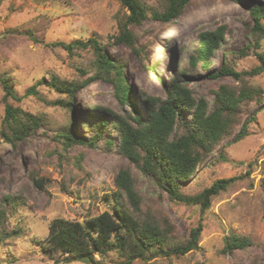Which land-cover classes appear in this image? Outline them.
I'll return each instance as SVG.
<instances>
[{"label": "rangeland", "instance_id": "374dc122", "mask_svg": "<svg viewBox=\"0 0 264 264\" xmlns=\"http://www.w3.org/2000/svg\"><path fill=\"white\" fill-rule=\"evenodd\" d=\"M142 2L158 11L165 7V0ZM261 3L264 0H190L170 22L148 16L131 26L132 47L115 41L127 14L118 0H1L0 74L9 77L16 96L21 98H8L7 103L41 114L43 122L15 146L0 137V238H4L0 241V264H85L66 262L65 253L50 250L49 224L54 218L84 223L89 216L112 212L116 194L140 222L151 221L163 228L166 241L162 249L183 244L200 218L203 228L198 248L184 254L133 259L126 251L110 250L102 257L105 264H264V72L214 80L201 67L190 65L197 34L223 24L225 37L211 56V69L215 71L224 63L241 72L257 66L255 54H264V35L251 30V8ZM91 36L97 37L112 61L125 65L123 76L130 83L131 98L140 112L145 111V97L165 98L164 86L176 74H181L195 98L206 97L209 109L213 107V92L220 85L235 92L242 87L256 89L253 99L240 102L234 115H229L225 135L208 152H202L194 173L179 187L182 193L195 195L218 178L241 176L226 191L213 196L203 213L196 203L170 199L151 174L142 172L120 152L119 132L113 121L117 115H126L128 123L134 122L128 117L130 108L114 97L108 79L97 76L93 82L82 84L71 100L46 84L36 86V95L25 94L28 87L42 78L48 81L51 74L77 83L92 76L95 57L90 47L68 54L51 45L56 41H85ZM3 98L0 83V127ZM55 99L71 101V110L51 104ZM95 105L110 109L111 114ZM98 113L108 114L110 126L104 136L93 146L74 143L64 148L56 134L69 117L75 122L76 137L86 140L90 136L88 124H93L91 115ZM253 115L248 134L233 142L243 122ZM183 131L182 123L177 122L170 136L177 137ZM106 139L114 145L105 146ZM121 168L128 169L134 179L140 197L137 211H132L114 184ZM31 175L43 180V189L33 183ZM231 233L247 237L250 244L223 252ZM152 248L158 250L159 246ZM95 257L101 259L100 255Z\"/></svg>", "mask_w": 264, "mask_h": 264}, {"label": "trees", "instance_id": "16d2710c", "mask_svg": "<svg viewBox=\"0 0 264 264\" xmlns=\"http://www.w3.org/2000/svg\"><path fill=\"white\" fill-rule=\"evenodd\" d=\"M1 1V0H0ZM126 9L125 20L120 24L119 33L115 37L118 43L134 46V36L131 26L139 25L148 16L162 21L170 22L178 17L190 0H165L164 9L158 11L150 9L142 0H118ZM253 26L251 30L264 35V3L251 8ZM130 28V29H129ZM226 33L225 25H218L213 29L202 30L197 34L196 53L190 58V65L194 68L199 66L205 75L211 79L231 76L235 79L242 75H257L264 72V54L256 52L259 64L249 71H237L227 64H222L217 70L211 69V56L220 47ZM34 41L37 39L31 32H27ZM52 46L61 47L68 54L74 53L80 48L90 47L95 57L93 75L87 77L81 83L71 82L51 74L48 81L39 79L25 91V94H38L36 86L46 84L56 93L66 94L68 100L78 91L81 85L93 82L99 76L108 79L113 85V95L121 105L130 108V115L134 124L128 123L126 115H117L113 121L119 132V150L133 164L138 165L142 172L151 174L158 182V186L165 191L170 199L185 203H196L203 213L210 206L211 198L226 191L230 184L241 176L218 178L195 195H187L179 190L180 185L192 175L202 159V152H208L210 147L218 142L226 133L231 121L230 114L234 115L238 104L245 100H251L256 94L252 87H242L238 92L220 85L214 91L213 107L209 109V103L205 96H197L188 86L181 74L170 78L164 86L165 98L145 97V111L140 112L131 98L130 83L125 80L123 72L126 67L120 61H112L104 52L103 46L95 36L87 40H71L69 42L56 41ZM256 47L259 44H255ZM135 50L134 48H132ZM137 51V49H136ZM82 72V70L80 69ZM0 83L4 91V116L1 121L0 137L10 142L13 146L28 137L31 131L36 130L42 121L41 114H32L20 107L7 103V99L20 100L17 97L8 76L0 74ZM71 101L64 102L55 99L51 104L60 105L71 110ZM158 104V105H157ZM99 111L111 110L101 105H95ZM107 113L91 115L93 124H88L90 136L86 140L76 137L75 122L69 117L64 128L58 130L56 137L63 140V147L74 143L93 146L96 140L104 136L103 132L110 126ZM143 114V115H142ZM254 119V115L246 118L241 125L233 142H237L248 134V123ZM177 122L182 123L184 131L177 137L172 133ZM105 146L112 147V140L106 139ZM249 170L245 171V175ZM33 183L43 189V180L31 175ZM114 184L118 192L127 199L132 211L139 210L140 197L135 189L134 179L126 168H121L114 176ZM264 187V177L261 179ZM116 193V192H115ZM120 194L114 197L115 206L112 212L103 211L89 216L82 223L78 220L54 218L49 224L47 240L51 251L65 253L66 262L82 261L85 264H105L102 257L110 250L128 252L130 258L146 259L148 255L184 254L198 248V240L202 232L201 218L197 225L189 232L187 240L180 245L162 249L166 241L163 228L151 221L140 222L131 212L126 210L120 201ZM2 213V212H1ZM4 238H0L2 241ZM159 246L153 250L154 245ZM250 244L247 237L231 233L226 237L223 252H232L234 249H243ZM151 252L150 254H148ZM95 255H100L97 259ZM61 261L59 259L56 260Z\"/></svg>", "mask_w": 264, "mask_h": 264}]
</instances>
